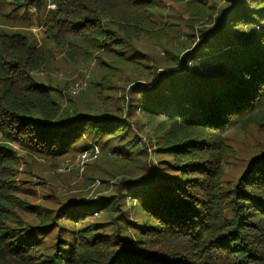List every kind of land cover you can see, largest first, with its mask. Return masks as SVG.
<instances>
[{
  "label": "trees",
  "instance_id": "trees-1",
  "mask_svg": "<svg viewBox=\"0 0 264 264\" xmlns=\"http://www.w3.org/2000/svg\"><path fill=\"white\" fill-rule=\"evenodd\" d=\"M185 12L197 33L159 0H0V264H264V149L231 181L224 168L226 133L264 127V0H189ZM141 40L163 46L162 63L145 62ZM58 54L94 67L65 108L61 89L36 77ZM19 147L102 164L87 185L114 189L32 204L15 183Z\"/></svg>",
  "mask_w": 264,
  "mask_h": 264
},
{
  "label": "rangeland",
  "instance_id": "rangeland-1",
  "mask_svg": "<svg viewBox=\"0 0 264 264\" xmlns=\"http://www.w3.org/2000/svg\"><path fill=\"white\" fill-rule=\"evenodd\" d=\"M161 10L163 11L164 16L171 23H178L183 28L184 32H196L192 28L187 27L186 20L190 17L187 12H185L186 2L189 0H159ZM8 10L11 9L10 6L6 7ZM23 10H18L21 13ZM29 12L32 13V17L42 16L45 12L44 9L41 11H36L35 9H29ZM40 28L32 26V32L40 38ZM140 46L145 47L143 52L146 54V58H150L148 61H145L148 64L156 65L160 64L163 61H160L159 58L165 56L163 53L164 49L161 44H150L146 40L140 41ZM158 60L159 63H155L153 60ZM78 64V65H77ZM1 67V64H0ZM93 64L90 66L82 65L73 61H69V58L63 54H58L54 61L50 64L49 68L36 74V77L39 81H43L46 84H50L61 89L60 96H56L57 99L61 100V105L65 108L70 99L73 98L68 92L72 88H80L83 83L89 85V81L93 77ZM0 71L2 69L0 68ZM95 79V78H94ZM93 96L86 97L82 100L80 98H74V100H79V103L86 104L90 99H95L97 97V91L95 88ZM69 94V95H68ZM111 94V93H109ZM112 95V94H111ZM72 96V98H71ZM104 96V94L102 95ZM113 96H117L119 99L122 96L120 91L113 93ZM116 98H113V102H116ZM83 101V102H82ZM128 98L126 97L123 100V103L126 105ZM133 120L136 122H141L144 124L145 121L142 116L139 118L133 117ZM139 120V121H138ZM132 130L137 135L136 141H140V147H142L143 155H145L146 160L151 163L158 164L159 156L155 153L153 143L149 142L150 139H147L146 131L140 130L137 125L132 124ZM227 135V144L231 147V152L233 157H228L225 159L226 164L224 166L226 170V180L235 178L238 173L244 168L246 164L247 156L258 152L259 150L264 149V127H261L257 124H252L247 126L242 130L232 129L226 133ZM152 140V139H151ZM82 158L80 155H76L74 158L66 159L59 164H53L50 162H43L37 156H29L26 151L19 147L17 154V164L18 171L16 172V185L20 189V197L24 198L27 196L30 203L39 205L46 208H57L59 206L63 207L70 200L80 199L83 201L93 199L98 195L107 194L113 187L114 183L101 186L99 179H96L93 184L87 185V180L85 174L87 170L91 169L88 164L81 162ZM46 161V160H45ZM155 164V165H156ZM84 170H83V166ZM102 164L93 165L94 168L89 170L88 175L96 176V173L99 172ZM133 166L128 168V172ZM109 171L114 170V166L108 168ZM135 170V169H134ZM138 169L134 174L139 173ZM130 173V172H129ZM131 176V175H130ZM128 177V176H126ZM134 177V175H133ZM136 177V176H135ZM112 180L116 181L121 178V175H116L111 177ZM123 178V177H122ZM49 195V200H45L44 196ZM130 208V207H129ZM93 221L101 220L98 214L93 213ZM64 217V216H63ZM141 216L133 213L131 215L132 220L134 218L139 219Z\"/></svg>",
  "mask_w": 264,
  "mask_h": 264
},
{
  "label": "built area",
  "instance_id": "built-area-1",
  "mask_svg": "<svg viewBox=\"0 0 264 264\" xmlns=\"http://www.w3.org/2000/svg\"><path fill=\"white\" fill-rule=\"evenodd\" d=\"M85 86V83H83V85L80 87V88H73V92H77V91H79V90H82L83 89V87ZM86 155V154H85ZM84 155V156H85Z\"/></svg>",
  "mask_w": 264,
  "mask_h": 264
}]
</instances>
